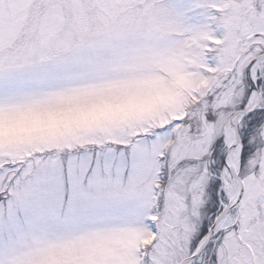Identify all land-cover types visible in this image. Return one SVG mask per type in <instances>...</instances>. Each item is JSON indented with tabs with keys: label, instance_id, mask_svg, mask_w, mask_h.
I'll list each match as a JSON object with an SVG mask.
<instances>
[{
	"label": "snow or ice",
	"instance_id": "6c2138e0",
	"mask_svg": "<svg viewBox=\"0 0 264 264\" xmlns=\"http://www.w3.org/2000/svg\"><path fill=\"white\" fill-rule=\"evenodd\" d=\"M0 264H264V0H0Z\"/></svg>",
	"mask_w": 264,
	"mask_h": 264
}]
</instances>
